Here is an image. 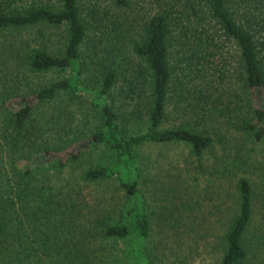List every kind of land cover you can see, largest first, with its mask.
<instances>
[{"label": "trees", "instance_id": "obj_1", "mask_svg": "<svg viewBox=\"0 0 264 264\" xmlns=\"http://www.w3.org/2000/svg\"><path fill=\"white\" fill-rule=\"evenodd\" d=\"M0 89V264H264V0H0Z\"/></svg>", "mask_w": 264, "mask_h": 264}, {"label": "rangeland", "instance_id": "obj_2", "mask_svg": "<svg viewBox=\"0 0 264 264\" xmlns=\"http://www.w3.org/2000/svg\"><path fill=\"white\" fill-rule=\"evenodd\" d=\"M58 71H52L49 73H45L43 75L40 76V78L45 81L48 79H52L55 76L61 75V73ZM1 90V89H0ZM2 95V94H1ZM54 103V104H53ZM46 104L49 106H52V108H48L47 110L49 111V114H52L53 116L58 115L60 117V115H62V111H59L56 109V105L59 104L56 100L48 101L47 103H44L43 105H40L39 110L43 109L44 105ZM55 106V107H54ZM83 108H85L86 106H82ZM81 106L79 108H82ZM38 109V108H37ZM80 111V110H79ZM53 123H56L57 121L55 119H51ZM176 150L179 149V147H175ZM167 150V148L165 149V151ZM172 149L169 150V153L171 152ZM243 150H245V147H243ZM244 152H240V155L242 157ZM248 157H245L243 159V161L239 164V170L236 172L235 177L237 176H244L246 178H248L250 180V182H253V185L255 183V191H257L256 197L257 199L260 197V201L257 200L256 204H255V216L254 218L256 219V224L260 223L261 225L259 227H262V231H264V221H260V216H264V141H258L257 143H254V145L252 146V148H250V151H248L247 154ZM170 158V157H169ZM177 163L181 166L182 164L185 163V161L183 160V158L176 160ZM86 161L83 163L85 164ZM161 166L163 165L164 168H167L169 170L172 171L173 169H171L170 166V161L167 160H162L160 162ZM169 166V167H168ZM229 182H233V180L230 178L228 180V183L226 182L225 187L223 189V192L225 193L226 191L230 190V185ZM224 185V184H223ZM263 185V187L261 188V186ZM261 188V189H260ZM226 190V191H225ZM153 194H156V190L152 192ZM199 197H196V199H198ZM256 200V199H255ZM201 206H203L202 211H207L210 209L209 205L207 201H200L199 202ZM185 205V204H184ZM186 207V205H185ZM184 207V208H185ZM264 220V219H263Z\"/></svg>", "mask_w": 264, "mask_h": 264}]
</instances>
